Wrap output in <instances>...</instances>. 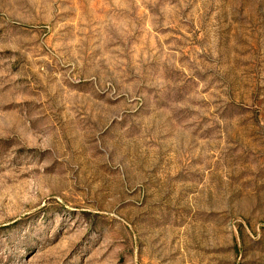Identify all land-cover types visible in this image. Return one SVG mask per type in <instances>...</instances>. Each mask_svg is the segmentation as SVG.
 I'll return each instance as SVG.
<instances>
[{
	"label": "rangeland",
	"instance_id": "374dc122",
	"mask_svg": "<svg viewBox=\"0 0 264 264\" xmlns=\"http://www.w3.org/2000/svg\"><path fill=\"white\" fill-rule=\"evenodd\" d=\"M0 264H264V0H0Z\"/></svg>",
	"mask_w": 264,
	"mask_h": 264
}]
</instances>
